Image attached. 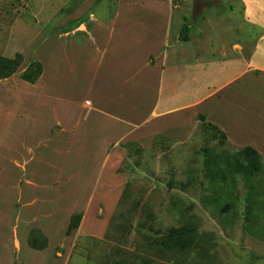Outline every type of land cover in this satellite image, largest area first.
<instances>
[{
    "label": "rangeland",
    "instance_id": "1",
    "mask_svg": "<svg viewBox=\"0 0 264 264\" xmlns=\"http://www.w3.org/2000/svg\"><path fill=\"white\" fill-rule=\"evenodd\" d=\"M117 2L0 0V55L20 53L23 58L9 79L0 80V166L2 181L8 184L0 190V221H8L6 227L0 224L1 264H140L142 260L264 264V162L248 177L238 173L234 185L225 171V188L215 186L221 206L214 212L212 204L201 200V195L211 193L203 177L202 148L225 155L241 147L222 141L218 131L197 118L188 132L176 134L175 139L156 138L145 147L135 142L129 150L120 141L105 146L115 139L117 129L106 124L104 110L85 104L86 99L95 103L91 92L96 89L90 82L86 53L73 43L61 44L72 39L84 43L95 20H107ZM171 2L172 35L180 36L188 24L192 35L211 41L223 26L248 25L242 22L240 0ZM76 9L80 16L74 18ZM75 20L85 28L66 35ZM49 36L53 37L48 40ZM242 37L226 33V42H242ZM187 45L190 52L196 51L194 43ZM34 59L47 67L46 80L37 91L19 78ZM67 98L72 101L76 128L63 131L54 124L56 111ZM119 149L124 150L123 157H118ZM15 157L28 161L25 169L12 167L9 158ZM32 168L37 175L31 174ZM192 176L196 180L186 191L173 183ZM27 179L34 182L31 192L24 184ZM25 201L31 203L24 205ZM79 212L78 228L66 234L61 223ZM26 221L32 227L45 223L52 228L48 230L52 244L45 253L39 255L29 245L27 251H12L11 226L25 227ZM183 225L194 227L197 235L183 251L165 249L154 240L169 227ZM25 236H19L20 245Z\"/></svg>",
    "mask_w": 264,
    "mask_h": 264
},
{
    "label": "crops",
    "instance_id": "2",
    "mask_svg": "<svg viewBox=\"0 0 264 264\" xmlns=\"http://www.w3.org/2000/svg\"><path fill=\"white\" fill-rule=\"evenodd\" d=\"M117 1L116 10L107 20H95L84 43L72 39L62 40L61 44L64 47L73 43L86 53L90 82L96 86L91 92L95 103L89 99L94 106L88 109L104 110L106 124L117 129L113 134L115 139L105 146L120 141L145 147L152 145L158 136L175 139L176 134L188 132L202 114L224 132L228 143L252 146L264 157V0H240L242 22L248 25L223 26L211 41L190 31L184 40H179L177 32L172 35L171 0ZM62 9L60 7L59 11ZM78 13L76 9L74 18L80 16ZM84 28L81 23L65 34ZM226 33L243 34L242 42H226ZM188 42L195 44L196 51L190 52ZM42 65L38 80L29 83L35 91L41 89L46 80L47 67L45 63ZM74 89L77 86L73 87V92ZM71 102L67 98V103H62L63 107L56 111L54 126L58 130L76 128ZM104 125L103 122L100 127ZM119 152L118 157H123L124 150L119 149ZM27 162L9 158V163L18 170L25 169ZM2 170L0 166V190L8 185L2 181ZM37 172L32 168L31 174L37 175ZM30 179L24 183L28 192L34 183ZM30 203L25 201L24 205ZM7 222L0 221V224L6 227ZM68 223L69 217L61 223L64 231ZM25 224V227L11 226L8 240L12 251L20 253L23 248L26 251L30 248L26 240L32 228L48 239V245L37 250V254L48 251L51 227L45 223L38 224L39 228L29 226L27 221ZM19 236H25L22 245ZM1 259L2 251L0 264Z\"/></svg>",
    "mask_w": 264,
    "mask_h": 264
},
{
    "label": "trees",
    "instance_id": "3",
    "mask_svg": "<svg viewBox=\"0 0 264 264\" xmlns=\"http://www.w3.org/2000/svg\"><path fill=\"white\" fill-rule=\"evenodd\" d=\"M81 23H76L75 20L74 23H71L73 27L70 26V30L78 27ZM187 26L188 24L182 28L179 40L186 39L187 32L189 31ZM22 59L23 58L20 53H18L15 57H5L0 55V80L13 75L21 64ZM42 69L43 65L41 61L34 59L30 61L20 72L19 78L29 83H35L40 77ZM197 119L202 122L204 126H208L215 131H218L222 141H227L224 132L221 131L218 126L208 122L204 115L199 114ZM156 138H162V136H158ZM135 144V142H128L123 144V147L129 150V147ZM202 150L204 153L203 177L210 186L211 193L201 195V200L203 204H212L214 207V212H217V208L218 206H221V202L219 200L215 186L221 190L225 188V186H223V182L225 180V171L231 174L232 183L234 185L236 181V175L238 173H241L246 177L250 176L253 172H255V170H257L258 166L264 162V159L258 150L249 145L241 147L240 150L225 153V155L215 153L210 148L203 147ZM193 179L196 180V178L192 176V178L188 179L186 182L175 181L173 183L181 191H186L188 189V184H192ZM171 183L172 181H170V184ZM201 184L204 185L203 182ZM228 192L229 196H231L232 190H229ZM81 218V212L72 213L70 215L69 223L65 231L66 234H68V232L71 230L78 228ZM196 237L197 235L194 227L183 225L179 227H169L164 233L156 236L154 240L165 249L181 252L186 247L194 243L197 240ZM27 240L28 245L36 250H42L47 246L46 237L36 228L31 229V233ZM15 264L19 263L15 262ZM140 264L152 263L148 260H142Z\"/></svg>",
    "mask_w": 264,
    "mask_h": 264
},
{
    "label": "built area",
    "instance_id": "4",
    "mask_svg": "<svg viewBox=\"0 0 264 264\" xmlns=\"http://www.w3.org/2000/svg\"><path fill=\"white\" fill-rule=\"evenodd\" d=\"M85 104L88 105V106H91V103H90L89 100H86V101H85Z\"/></svg>",
    "mask_w": 264,
    "mask_h": 264
}]
</instances>
